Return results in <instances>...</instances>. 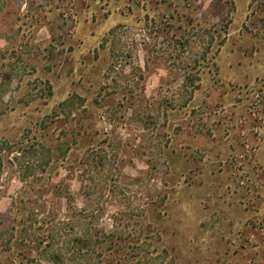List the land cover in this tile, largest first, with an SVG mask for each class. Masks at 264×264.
<instances>
[{"label": "rangeland", "instance_id": "374dc122", "mask_svg": "<svg viewBox=\"0 0 264 264\" xmlns=\"http://www.w3.org/2000/svg\"><path fill=\"white\" fill-rule=\"evenodd\" d=\"M10 210L1 264H264V0H0Z\"/></svg>", "mask_w": 264, "mask_h": 264}, {"label": "trees", "instance_id": "16d2710c", "mask_svg": "<svg viewBox=\"0 0 264 264\" xmlns=\"http://www.w3.org/2000/svg\"><path fill=\"white\" fill-rule=\"evenodd\" d=\"M203 62H204V60H200L196 64L199 66ZM68 102H70L69 98L65 99L62 102V105L66 104ZM26 188L28 189L27 185H26ZM11 214L13 215V210H10L9 214L7 215L10 225L7 228H5V230H4L5 236L2 239V243L0 244L1 251H9L15 247H21L28 254L33 250L35 251V248H33V243H35L34 242L35 241L34 240V233L38 228H35L33 224H30V223L26 224L27 220L26 221L24 220L22 222L19 221L20 229H19V236H17L15 224H13L14 219L11 218ZM40 228H41V226L39 227V229ZM45 245H47V244H45ZM42 252H44V248H42L41 252H39V253H42ZM17 256L23 257V255L21 253H18ZM31 261H33V260L30 259L28 262H31ZM0 264H1V258H0Z\"/></svg>", "mask_w": 264, "mask_h": 264}]
</instances>
